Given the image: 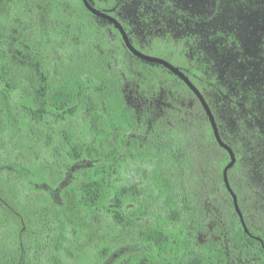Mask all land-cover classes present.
Listing matches in <instances>:
<instances>
[{"label":"trees","instance_id":"1","mask_svg":"<svg viewBox=\"0 0 264 264\" xmlns=\"http://www.w3.org/2000/svg\"><path fill=\"white\" fill-rule=\"evenodd\" d=\"M135 1L89 0L94 8L119 21L136 49L167 60L202 93L222 140L235 154L228 179L249 234L223 182L229 156L218 146L194 94L162 66L131 55L114 26L92 15L81 0H0L4 41L14 36L13 31L17 41L14 51L5 48L0 53V155L8 144L6 136L33 131L26 118L12 117L19 106L33 109L32 95L40 93L55 133L49 145L51 157L73 164L84 157L94 160L98 153L82 140L84 122L78 127L75 113L85 109L91 98L99 112L94 122L86 123L87 130H98L101 118L115 130L131 127L135 118L125 108L121 93L122 83L132 78L127 60L140 68L158 69L163 73V87L174 96L172 105L139 137L144 140L142 146L133 139L120 169L95 167V175L72 188L77 206L94 222H109L120 230L127 229L129 205L148 221L137 240L150 247L152 254L131 255L122 264H264V82L226 81L216 70L189 57L195 46L170 33L153 36L146 48L140 47L116 14L125 2ZM222 37L219 33L215 39L219 42ZM19 60L25 65L18 64ZM182 91L195 105H187ZM19 94L22 105L17 101ZM5 118L12 119L14 130ZM109 156L115 159L113 153ZM109 171L114 177L111 187L105 180ZM37 179L34 186L39 187L42 179ZM22 184L0 178V218L8 220L17 212L26 220L39 217L43 226L17 248L4 240L0 264H66L68 236L60 209L52 206L46 213V195L41 203L30 206L29 193L34 188ZM46 224H51L48 229Z\"/></svg>","mask_w":264,"mask_h":264},{"label":"rangeland","instance_id":"2","mask_svg":"<svg viewBox=\"0 0 264 264\" xmlns=\"http://www.w3.org/2000/svg\"><path fill=\"white\" fill-rule=\"evenodd\" d=\"M141 4H144V8ZM116 14L125 22L134 41L142 48L148 46L151 37L170 33L195 46L189 57L195 58L200 65L205 64L216 70L226 81L246 82L248 85L264 82V0H136L125 2ZM4 31L5 26L0 22V53L5 48L14 51L17 42L16 31L5 42ZM219 33L225 37L218 42L215 37ZM20 44L22 47V42ZM21 52H24V48ZM10 58L14 65L16 54ZM127 62L132 78L122 83L121 93L125 108L135 118L132 124L134 128L120 126L121 130H115L101 118L96 123L98 130H87L86 123L93 121L99 112L91 98H88L89 105L85 109L75 113L77 126L80 127V122H84L82 140L87 141L98 153L94 160L84 157L83 161L73 164L62 163L51 157L49 145L55 133L50 128L51 116L41 103L40 93L32 95L30 106L33 109L19 106L20 114L16 110L12 117L14 120L26 118L32 124L31 133L13 131L12 119L10 121L5 118L11 123L8 122V125L13 129V134L5 137L8 144H5L4 155H0V178L5 181L12 179L13 182L18 180L21 185L22 182L32 185L34 190L29 193L30 206L41 203L46 195L48 200L45 212L52 210V206L60 209L68 236L64 251L66 264H122L131 255L152 254L150 247L137 240L138 232L146 230L149 224L138 215L135 206L129 205V211H126L130 216L127 229L120 230L109 222L97 223L89 219L77 206L72 190L95 175V167L120 169L119 164L125 159L133 139H136L138 146H142L144 140L139 137H144L154 122L162 117L164 110L173 103V94L163 87L160 80L163 73L158 69L140 68L133 60ZM17 63L25 65L20 60ZM27 65L34 64L27 62ZM153 72L160 77L151 75ZM149 77L152 81L146 80ZM181 95L188 106L195 105L187 92L182 91ZM20 97L19 94L17 101L22 105ZM40 133L41 136H37ZM15 142L22 145L15 146ZM10 144H14L13 147H9ZM109 153H113L115 159H111ZM36 176L39 181L42 179L39 187L34 186ZM112 176L110 171L106 173L105 180L109 187L114 179ZM24 189L25 186L21 188L22 192ZM19 214H10L8 220L0 218V245L6 240L10 247L22 246L27 243L28 237L35 235L43 226L39 217L26 220ZM50 225L46 224L45 229ZM38 241L42 240L39 238Z\"/></svg>","mask_w":264,"mask_h":264},{"label":"water","instance_id":"3","mask_svg":"<svg viewBox=\"0 0 264 264\" xmlns=\"http://www.w3.org/2000/svg\"><path fill=\"white\" fill-rule=\"evenodd\" d=\"M84 7L94 16L107 21L108 23L112 24L114 26V28L118 31L119 35L121 36V39L123 41L124 46L126 47V49L129 51V53L131 55H133L135 58L142 60L146 63H151V64H157L162 66L163 68H165L166 70H168L169 72H171L173 75H175L177 78H179L187 87L188 89L194 94V96L196 97V99L198 100L199 104L201 105L213 132V136L218 144V146L220 148H222L224 151L227 152L228 156H229V162L228 164L224 167L223 172H222V178H223V182L224 185L228 191V193L230 194L231 198H232V202H233V206L235 209L236 214L239 217L240 223L243 227V230L246 234H249V231L247 229V226L245 224L242 212L239 208L238 205V200L237 197L234 193V191L232 190L230 183H229V179H228V171L230 169H232V167L235 165L236 163V157L235 154L233 152V150L231 149V147L229 145H227L221 138V135L219 133L218 127H217V123L215 120V117L208 105V103L206 102L204 96L202 95V93L197 89V87L190 81V79L177 67H175L174 65H172L171 63H169L167 60L159 58V57H155V56H151V55H147L141 51H139L138 49H136L132 43L130 42V39L126 33V31L124 30L123 26L119 23V21L114 18L113 16L100 11L96 8H94L89 0H81Z\"/></svg>","mask_w":264,"mask_h":264}]
</instances>
